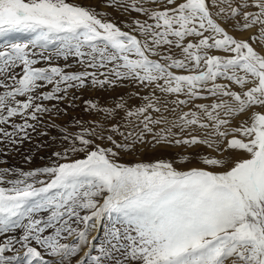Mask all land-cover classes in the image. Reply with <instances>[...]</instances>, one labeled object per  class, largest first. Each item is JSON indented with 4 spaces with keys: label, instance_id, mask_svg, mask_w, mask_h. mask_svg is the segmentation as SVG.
Segmentation results:
<instances>
[{
    "label": "snow or ice",
    "instance_id": "snow-or-ice-1",
    "mask_svg": "<svg viewBox=\"0 0 264 264\" xmlns=\"http://www.w3.org/2000/svg\"><path fill=\"white\" fill-rule=\"evenodd\" d=\"M104 7L145 19L133 18L125 32L66 0H0V34H34L31 49L14 43L0 50V125L7 126L0 143L48 136L67 115L59 103L77 106L71 90L129 81L147 93L132 94L138 106H129L131 95L111 106L83 101L102 119L74 121L77 132L60 127L66 147L52 153L49 166L0 168V185H10L0 186V233L23 230L0 242V264H48L33 241L63 264L82 250L61 242L71 236L88 245L78 264H264V0H105ZM50 46L82 70L35 67L52 60L44 55ZM120 113L123 132L109 123ZM137 145H203L215 154L184 156L181 163L202 165L187 170L167 161L120 163V152ZM79 153L83 158H72ZM105 217L111 224L97 247L88 229Z\"/></svg>",
    "mask_w": 264,
    "mask_h": 264
},
{
    "label": "rangeland",
    "instance_id": "rangeland-1",
    "mask_svg": "<svg viewBox=\"0 0 264 264\" xmlns=\"http://www.w3.org/2000/svg\"><path fill=\"white\" fill-rule=\"evenodd\" d=\"M66 2L71 4H78L83 5L85 7H91L96 11L102 13L106 19L114 22L121 28L122 31L129 32L130 28L127 27V23L130 22L133 18L138 19H145V17L140 16L139 14L133 12L131 15L128 13L122 12L118 8H106L104 7L105 0H66ZM149 7H156V5H146ZM135 34V33H134ZM138 35V34H137ZM34 39V34L31 32H24V31H16V32H9L0 34V50H7L11 44L14 43H29L31 40ZM29 48L31 49V44L29 43ZM39 52V49H36ZM175 54L179 56V50H174ZM52 55L51 61H41V63L35 65V67H64L65 64L73 65L68 71L72 72H79L82 68L76 64L75 57H69L67 61H65L61 57H57L55 55V46H50V50L48 53H44V55ZM218 55H222V53H216ZM39 58V57H37ZM155 59V57H153ZM111 67V66H110ZM16 71H20V69H16ZM175 71V70H174ZM177 74H181L178 72ZM53 85H48L46 88L42 89V91H51ZM2 91V89H0ZM136 91H140L141 95H146V91L142 89H137L134 85L131 84L129 81H122L118 84L115 88H105V89H88V90H71L70 96L75 94L80 97L79 100L76 101V107H68V101L60 102L59 107L67 109V115H61L59 118L56 119L57 128H49L48 136L40 137L33 134L31 141L25 140L23 143L18 145H6L4 143H0V168H12L13 170L19 169L22 171H32L36 169H40L46 166H49L52 161L55 159L52 157V153L54 151H62L64 147H66V143H62V132L59 130L60 127L67 128L70 132H77L79 131L78 127H74L73 123L76 120H81L85 122V125L88 124L90 121L100 120L102 119L101 116L93 113L87 112L84 110V103L85 100H95L101 105L111 106L114 103V100L119 97L128 98L130 95L132 96L129 99V106H138L141 104V101L137 99L134 95ZM183 98V97H181ZM23 99V98H21ZM171 99V98H169ZM47 105L51 106L52 104L57 103L56 101L45 102ZM196 103H210V101L205 100H198ZM188 109H184L187 111ZM256 111H261V109L257 108ZM167 115V113H166ZM249 114H244L239 117V120H246ZM123 113L116 116L115 119L110 120V124L120 123L121 124V131H125L124 122L121 119ZM16 123H22L23 121L19 118H13ZM47 119V117H45ZM0 127H7L6 125H0ZM12 129L8 127V131ZM30 131V130H29ZM106 135L111 134L113 135V139L117 142L123 143V137H121L118 133H105ZM52 137H56V140L53 141ZM148 139L150 140L151 137L149 136ZM100 143V141H98ZM45 144V147L38 148V145ZM102 146L104 147H112L110 142H103ZM215 154L211 153V150L206 148L203 145L195 146L193 148H186L184 146H157L153 148L151 145H137L135 149L131 152H120L119 162L123 164H135V163H154L156 161H167L172 162L174 167H177L179 170H187L191 167H201L198 162H189V163H181V159L184 156H188L190 161L193 159L198 160L196 154ZM26 157L30 158V162ZM51 157V159H50ZM72 158H83V153L73 154ZM18 177L12 176L8 177V179H16ZM39 179L47 180L50 179L49 177H39ZM4 187H9L10 185L4 184L0 185ZM41 185L37 184L36 187H40ZM85 213H81L84 215ZM41 216L46 217L47 213H41ZM111 222L108 220L107 217L101 220L100 226L97 225L96 221L90 222L89 231V240L91 241L92 237H96L95 245L98 247L101 243L104 242L105 237V230L110 227ZM75 226V225H74ZM83 229V225L79 226ZM23 230L20 228H16L11 230L8 233H0V242L4 241L8 237H19L22 235ZM53 234L52 229H48L45 235ZM67 235V234H65ZM62 243H69L72 245H76L80 247L82 250L78 252V254L74 256H69L64 259L63 264H78V262L83 258L84 251H88V245H80L77 238L75 236L68 237L67 239H62ZM31 246L36 247L37 250L41 251L42 255L44 256L45 260L48 261V264H61L59 257H52L44 249L40 248L39 245L35 244L33 241ZM16 250H19V256L21 260L24 259L23 253L24 249L20 247L19 244L15 246ZM16 250L13 252L6 253L7 256H14L17 254ZM96 253L93 252V255Z\"/></svg>",
    "mask_w": 264,
    "mask_h": 264
},
{
    "label": "bare ground",
    "instance_id": "bare-ground-1",
    "mask_svg": "<svg viewBox=\"0 0 264 264\" xmlns=\"http://www.w3.org/2000/svg\"><path fill=\"white\" fill-rule=\"evenodd\" d=\"M100 222H101V221L97 222V225H99ZM83 254H84V253H83Z\"/></svg>",
    "mask_w": 264,
    "mask_h": 264
},
{
    "label": "water",
    "instance_id": "water-1",
    "mask_svg": "<svg viewBox=\"0 0 264 264\" xmlns=\"http://www.w3.org/2000/svg\"><path fill=\"white\" fill-rule=\"evenodd\" d=\"M98 226H100V223H99V225Z\"/></svg>",
    "mask_w": 264,
    "mask_h": 264
}]
</instances>
